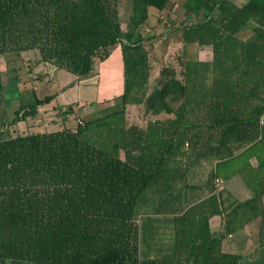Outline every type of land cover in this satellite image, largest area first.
<instances>
[{
	"label": "trees",
	"instance_id": "16d2710c",
	"mask_svg": "<svg viewBox=\"0 0 264 264\" xmlns=\"http://www.w3.org/2000/svg\"><path fill=\"white\" fill-rule=\"evenodd\" d=\"M170 4L131 0L123 31L119 0H0V56L37 51L77 80L116 46L123 64L118 109L17 136L8 125L53 95L9 123L0 70V264H239L222 241L253 221L264 244V0H185L198 20L182 41L211 59H178L180 77L163 66L151 86L138 29ZM128 107L172 118L128 124ZM236 175L252 193L243 202L219 188Z\"/></svg>",
	"mask_w": 264,
	"mask_h": 264
},
{
	"label": "rangeland",
	"instance_id": "374dc122",
	"mask_svg": "<svg viewBox=\"0 0 264 264\" xmlns=\"http://www.w3.org/2000/svg\"><path fill=\"white\" fill-rule=\"evenodd\" d=\"M183 1L185 2V0H179L177 5L174 7L169 6L170 9H166V13L170 10L167 13L168 19L166 13L158 14V10L150 8L146 21L138 29L146 39L143 43L144 48L150 52V63L152 65L151 86L155 84L159 70L163 66H173L177 71V77H180L178 74L180 69L177 65L178 59L195 61L199 57L209 60L211 58L210 47L207 53L205 52V54L198 56L197 49L199 46L195 40L182 41V29L179 27L185 24L192 25L198 20L194 16L184 19L186 12L183 9ZM232 1L241 5L248 0ZM119 13L122 25L125 26L129 20L128 14L131 16L133 12L122 0L119 3ZM250 35L249 29L240 34L242 38H247ZM37 58V51L23 52L19 55L7 54L0 56V70L2 72L1 78L5 98L4 109L9 123L13 121L16 116V110L22 104L32 103L35 99L53 95L50 101L41 105V109L37 107L33 116H28L24 120H17L15 123L8 125L7 132L10 136L53 132L63 128L75 129L82 118L91 115H102L108 110L119 108L120 102L118 99L109 102H98L99 75L97 72L99 64L95 65L93 73L79 79L76 86L65 89L62 92L61 86L68 82L66 78L71 77V74L55 69L54 71H57L56 73L58 74L56 77L49 71L37 77V74L40 73L39 70H36L37 64L35 60ZM76 97L79 101L78 106L75 105L71 110L66 106H62V102H71ZM57 105H60V107L58 108ZM126 117L128 124L140 125H144L149 120L164 121L172 118L171 115H166L165 113L157 116L145 115L142 108L138 107H128ZM238 238L236 236L237 240Z\"/></svg>",
	"mask_w": 264,
	"mask_h": 264
},
{
	"label": "crops",
	"instance_id": "0c3cea01",
	"mask_svg": "<svg viewBox=\"0 0 264 264\" xmlns=\"http://www.w3.org/2000/svg\"><path fill=\"white\" fill-rule=\"evenodd\" d=\"M122 1L126 5H128L131 9V0H122ZM170 2L171 4L169 6L174 7L179 3V0H170ZM149 9L150 8H148L147 13ZM168 9L170 8L168 7ZM165 11L166 9L162 11H158V14L166 13ZM169 11L170 10H168L167 13H169ZM192 16H193L192 14L186 12L184 19H187ZM129 18L130 16L128 14V19ZM127 25H128L127 23L125 26L122 25L123 31L127 30ZM208 48H209L208 46H199L197 49L198 56L203 55V53L205 54V52L207 53L208 52L207 50H209ZM208 60L209 59H201V57H199V59L195 61H208ZM35 62L37 64L36 70L40 71V73L37 74L38 75L37 77L44 75L45 73H47V71L51 72L54 75V77L58 75L56 73L57 71H54L55 70L54 67L48 64L44 65V63H38L37 59L35 60ZM97 74L99 75L98 78L99 88L97 89L98 102L99 103L103 101L109 102V101H113L114 99H118L119 96L122 94V90H123V64H122L120 46H116L111 51L109 57L105 61L99 63ZM66 79H68L67 80L68 82L64 85L62 84L61 86L62 92L65 89L73 88L78 83L77 82L78 80L73 75H71V77H67ZM75 105L76 106L79 105V101L77 97L71 102L70 101L62 102V106H66V107H74ZM57 107L59 108L60 105H57ZM39 108L41 109L42 106H39ZM219 188L226 189L229 193L233 195L235 199H237L240 202L246 201L252 197L251 191L247 189L242 178L238 175L234 176L228 181L220 182ZM221 225H222V219L220 216H213L210 218L209 228L211 232L216 233L220 231ZM257 227H258V221L250 222L243 229L238 231V233L235 236H230L226 239H223L222 241V248L224 251L233 254H238L241 256V260L239 264H264V244L261 246L257 244L258 241ZM236 236L239 237L238 240L236 239Z\"/></svg>",
	"mask_w": 264,
	"mask_h": 264
},
{
	"label": "built area",
	"instance_id": "2783aa9c",
	"mask_svg": "<svg viewBox=\"0 0 264 264\" xmlns=\"http://www.w3.org/2000/svg\"><path fill=\"white\" fill-rule=\"evenodd\" d=\"M264 121V116H261L260 119H259V123L262 124Z\"/></svg>",
	"mask_w": 264,
	"mask_h": 264
}]
</instances>
